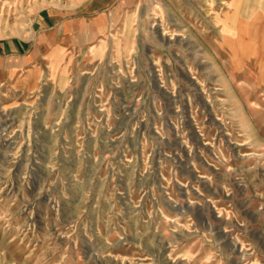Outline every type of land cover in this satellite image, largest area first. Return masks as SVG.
<instances>
[{"label":"rangeland","instance_id":"1","mask_svg":"<svg viewBox=\"0 0 264 264\" xmlns=\"http://www.w3.org/2000/svg\"><path fill=\"white\" fill-rule=\"evenodd\" d=\"M89 1L0 0V39ZM236 1L118 0L85 47L35 37L0 81V264H264V0Z\"/></svg>","mask_w":264,"mask_h":264},{"label":"crops","instance_id":"2","mask_svg":"<svg viewBox=\"0 0 264 264\" xmlns=\"http://www.w3.org/2000/svg\"><path fill=\"white\" fill-rule=\"evenodd\" d=\"M118 0H90L78 14L68 16L62 11L41 10L31 23L32 37L29 39L6 38L0 39V81L13 76L33 59L34 39L50 36L59 40L65 47H85L94 38L103 37L110 29V18L107 10ZM239 0L236 1L235 11L239 9ZM238 8V9H237ZM234 22L240 24L238 16ZM242 23V22H241ZM237 32L240 38L246 41L248 36L241 28ZM249 39V38H248ZM252 47L253 39H249Z\"/></svg>","mask_w":264,"mask_h":264},{"label":"bare ground","instance_id":"3","mask_svg":"<svg viewBox=\"0 0 264 264\" xmlns=\"http://www.w3.org/2000/svg\"><path fill=\"white\" fill-rule=\"evenodd\" d=\"M242 40V38H240V37H237L236 39H234V41L235 42H233V44L231 45V47L233 48V50H234V54L235 55H237V54H239V49L240 48H242V47H244L243 46V44L241 45V43H238V42H240Z\"/></svg>","mask_w":264,"mask_h":264}]
</instances>
